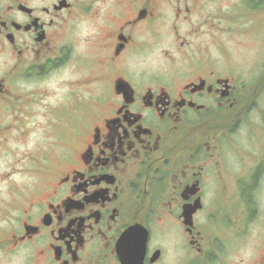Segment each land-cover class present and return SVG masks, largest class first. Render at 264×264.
Masks as SVG:
<instances>
[{
  "label": "flooded vegetation",
  "instance_id": "obj_1",
  "mask_svg": "<svg viewBox=\"0 0 264 264\" xmlns=\"http://www.w3.org/2000/svg\"><path fill=\"white\" fill-rule=\"evenodd\" d=\"M208 2L0 0V150L21 148L37 80L63 84L66 129L82 122L74 146L57 156L52 141L39 170L32 157V181L0 200V264H242L250 224L247 264H264V56L242 81L224 51L174 71L135 63L160 45L162 23L196 15L230 33L229 10L204 14ZM256 20L242 31L263 34Z\"/></svg>",
  "mask_w": 264,
  "mask_h": 264
},
{
  "label": "rangeland",
  "instance_id": "obj_2",
  "mask_svg": "<svg viewBox=\"0 0 264 264\" xmlns=\"http://www.w3.org/2000/svg\"><path fill=\"white\" fill-rule=\"evenodd\" d=\"M253 0H209L208 6L202 12L206 14L212 10L213 15L221 10H229V25L231 27L230 33H221L219 31L207 32L204 25H197L195 15H190L188 20H179L177 24H173L172 21L162 23L159 25L161 30L160 45L152 51L151 54L145 58L135 59L136 64H148L150 67H166L169 70L174 71L177 68H191V58L187 56H196V53L202 52V50L212 51V56H218L220 52H225L226 59L225 67L227 73L234 77L237 81H242L246 76V80H252L255 71V64L260 56H264V33L258 34L255 27H250L242 31V22H247L250 19L251 22H255V19H259L264 14H259L257 8L254 6ZM168 7V4H167ZM168 11V10H166ZM194 16V17H193ZM227 18V15H224ZM250 18V19H249ZM202 19V16H201ZM243 19V21H242ZM256 20V21H257ZM215 24H222L226 29L227 22H219L218 17L215 16ZM250 23L246 24L249 25ZM179 34V36H178ZM184 34H188L187 40L190 41L191 50L184 55L178 48L179 39ZM153 39V37H152ZM162 41L165 43L166 52L159 53V49L162 46ZM198 55V56H199ZM220 59V58H216ZM263 59V58H262ZM143 60L144 62H142ZM195 71V70H194ZM42 81H44L42 83ZM38 89L41 94H38V100L32 104L31 116L23 117V130L24 134L21 138V148L17 150H10L8 147L12 145L17 147L15 141H7V149L0 150V200L5 199L17 191L15 189L24 186L26 183L32 181V157L36 156L37 169L39 170L43 165L47 163L46 157H51L52 150L50 149V143H55V154H58L64 149V146H74L76 138L79 135L78 129L82 128V122L78 117H74L79 121V125H76L70 130L68 121H72V117H69L70 111L74 110L73 106L60 105L59 98L62 99L65 89L63 84L57 87L55 79L49 78L45 80H37ZM54 92V94L52 93ZM58 100V101H57ZM69 104V103H68ZM80 112L76 111V114ZM51 114L54 115L51 122ZM50 125L54 124V134H51ZM64 124V128H62ZM70 124V123H68ZM60 125V130L57 126ZM74 126V123L72 124ZM79 128L75 130V128ZM78 131V133H77ZM60 132V137H59ZM39 147V151L35 154V147ZM46 147H49L47 150ZM15 162L14 164H12ZM62 166V165H61ZM58 165V167H61ZM264 184V181L262 182ZM262 197L260 202L264 206V185L259 189ZM255 226V225H254ZM253 224H250V230L247 238L242 240V264H247L250 261L251 256L254 253L253 242L255 240L256 229Z\"/></svg>",
  "mask_w": 264,
  "mask_h": 264
}]
</instances>
